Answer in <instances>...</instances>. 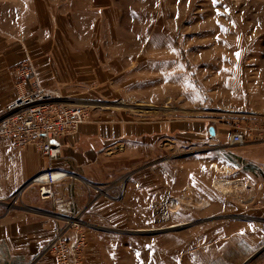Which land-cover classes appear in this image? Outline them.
I'll return each mask as SVG.
<instances>
[{
  "label": "rangeland",
  "instance_id": "374dc122",
  "mask_svg": "<svg viewBox=\"0 0 264 264\" xmlns=\"http://www.w3.org/2000/svg\"><path fill=\"white\" fill-rule=\"evenodd\" d=\"M13 18L65 41L60 76L81 72L86 63L77 66L72 57L93 51L96 107L209 117L264 131V0H0V24L8 28ZM221 151L160 156L143 167L135 153L122 157L127 171L91 184V211L98 200L110 210L104 221L95 212L84 221V264H264V217L256 218L264 202L248 201L247 184L226 180L229 168L215 163ZM29 186L4 200L6 209L32 212L24 198L39 196L35 185L25 194ZM52 215L58 226L49 223L29 245L10 242L16 253L1 252L0 264H58L48 244L63 223L54 208ZM7 246L0 241L1 250Z\"/></svg>",
  "mask_w": 264,
  "mask_h": 264
},
{
  "label": "crops",
  "instance_id": "0c3cea01",
  "mask_svg": "<svg viewBox=\"0 0 264 264\" xmlns=\"http://www.w3.org/2000/svg\"><path fill=\"white\" fill-rule=\"evenodd\" d=\"M13 21L8 28L0 24V114L17 99L20 89L31 87L32 82L19 84L21 67L31 69L32 81L53 90L59 102L91 106V68L94 70L91 64H95L91 54L93 51H89V55L83 54L80 59V56L77 59L72 57L76 60L71 59V62L77 66L79 62L86 63L81 72L69 70L60 76L57 63L62 60L59 52L65 41L56 37L49 38L46 33L48 28L41 33L40 29L23 26L17 18H13ZM37 64L39 69L36 68ZM92 106V119L82 124L74 134L59 140L62 154L55 161H49L34 145L18 147L0 136V221L2 218V223L6 224L1 228L0 222V241H8V246L0 249V254L4 252L14 256L16 250L14 246L10 248V242L18 238L25 243L27 241L29 245L32 240L41 239L42 229L49 223L59 225L53 219L50 201H35L26 196L25 204L32 211L28 214L6 209L7 203L4 201L23 189L36 174L49 169H60L72 174V178L58 183L56 189L62 196H68L69 188H74L78 206L88 209L83 214L85 223H91V212L97 213L95 217L104 221L108 215L106 211L110 210L108 203L98 200L95 203L96 209L91 211V187L88 182H110L121 170L127 171L128 166L121 167L119 160L133 153L142 159L139 167H143V160L146 159L155 162L160 156L175 157L181 152L197 149L199 153H206V150L217 148L222 151L216 153L215 163L230 170V178L226 180L238 187L247 184L248 201L264 202L262 128H248L246 141L232 145L228 136L236 129L237 123H221L209 117H177L174 113L156 110L135 114L107 106ZM33 187L36 188L29 186L25 194H29ZM32 214L35 216H30ZM260 216L264 217V214L256 218L260 219ZM31 221L36 224L34 227H30ZM26 251L29 255V249L23 247V253Z\"/></svg>",
  "mask_w": 264,
  "mask_h": 264
},
{
  "label": "built area",
  "instance_id": "2783aa9c",
  "mask_svg": "<svg viewBox=\"0 0 264 264\" xmlns=\"http://www.w3.org/2000/svg\"><path fill=\"white\" fill-rule=\"evenodd\" d=\"M19 77L20 85L32 82L31 87L20 89L17 99L1 115L0 136L18 147L34 145L49 161L58 160L62 154L59 140L74 134L82 124L90 121L93 108L59 102L57 94L32 81L31 69L21 67ZM228 140L232 145L243 144L246 141V128L237 124ZM72 177L64 170L49 169L36 174L29 182L37 187L39 199L52 203L55 217L63 223L48 244V251L58 264H84L88 246L84 211L77 204L74 188H69L68 196H62L56 189L58 183ZM91 184L88 182L90 187ZM94 188L100 193L108 190L100 185ZM14 200L16 202V198Z\"/></svg>",
  "mask_w": 264,
  "mask_h": 264
},
{
  "label": "water",
  "instance_id": "95a60500",
  "mask_svg": "<svg viewBox=\"0 0 264 264\" xmlns=\"http://www.w3.org/2000/svg\"><path fill=\"white\" fill-rule=\"evenodd\" d=\"M106 105H109V104H106ZM174 227H176V226H174ZM142 230H139L138 232H141ZM145 231V230H144Z\"/></svg>",
  "mask_w": 264,
  "mask_h": 264
},
{
  "label": "bare ground",
  "instance_id": "6f19581e",
  "mask_svg": "<svg viewBox=\"0 0 264 264\" xmlns=\"http://www.w3.org/2000/svg\"><path fill=\"white\" fill-rule=\"evenodd\" d=\"M174 227V226H173Z\"/></svg>",
  "mask_w": 264,
  "mask_h": 264
}]
</instances>
